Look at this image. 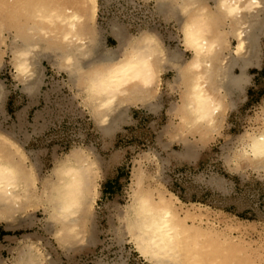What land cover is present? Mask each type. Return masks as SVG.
Listing matches in <instances>:
<instances>
[{
    "label": "rangeland",
    "instance_id": "1",
    "mask_svg": "<svg viewBox=\"0 0 264 264\" xmlns=\"http://www.w3.org/2000/svg\"><path fill=\"white\" fill-rule=\"evenodd\" d=\"M205 1L208 8L214 6L213 0ZM157 4V0H97L93 25L99 53H120L140 30H146L167 55L175 50L182 59L188 58L180 41L184 14L177 9L161 11ZM114 29H120L121 40ZM11 37L7 30L0 37V134L25 152L39 194L64 152L76 149L89 155L97 164V176L93 207L81 227L83 242L79 239L66 248L40 228L45 212L43 202L37 201L20 211L21 219L13 226L0 222V264H12L29 242L41 252L44 264H180L178 259H147L122 229L126 207L133 193L140 191L154 199L176 195L181 201L178 214L182 218L188 214L185 224L193 230L187 239L200 243L205 258L229 255L235 264H264V162L248 163L237 155L243 135L264 128V34L258 37L257 58L246 70V83L232 91L219 124L207 132L178 130L171 107L180 100L181 85L169 63L147 101L123 102L111 112L110 120L119 111L121 115L107 132L106 124L96 125L65 70L46 57L37 64L34 91L25 92L11 61ZM227 39L234 44L228 33ZM233 72L238 75L239 69ZM149 102L155 106L149 108Z\"/></svg>",
    "mask_w": 264,
    "mask_h": 264
},
{
    "label": "bare ground",
    "instance_id": "2",
    "mask_svg": "<svg viewBox=\"0 0 264 264\" xmlns=\"http://www.w3.org/2000/svg\"><path fill=\"white\" fill-rule=\"evenodd\" d=\"M206 2L157 0L161 11L177 9L185 16L180 41L183 51L189 52L186 59L175 50L167 55L155 35L146 30H140L124 44L120 53H99L101 47L93 25L97 0H0V37L6 30L12 33L11 61L25 92L30 95L34 91L39 81L37 64L40 57H46L65 70L71 84L78 86L96 125L106 124L107 132L113 129L114 118L121 115L119 111L113 117L111 112L119 110L123 102L147 101V94L159 85L162 68L169 63L175 67L176 81L181 85L180 100L171 107L178 119V130L207 132L219 124L228 97L246 83V70L257 58L258 37L264 34V0H213L211 8ZM115 31L121 40L120 29ZM234 68L239 69L238 75ZM148 106L155 105L149 102ZM110 114L112 120L108 118ZM242 138L239 160L263 163L264 128L258 133L247 131ZM24 153L12 138L0 134V222L11 227L19 222V213L25 207L43 202L45 216L40 228L67 248L84 238L81 227L93 207L97 164L80 150L64 152L39 194ZM131 200L123 215L122 229L147 259L235 264L229 255L217 258L209 254L205 258L200 243L187 239L193 230L185 222L188 214L183 218L178 214L176 206L181 201L176 195L154 199L140 191L133 193ZM91 236L88 234V238ZM24 247L12 264H44L41 252L32 243Z\"/></svg>",
    "mask_w": 264,
    "mask_h": 264
}]
</instances>
